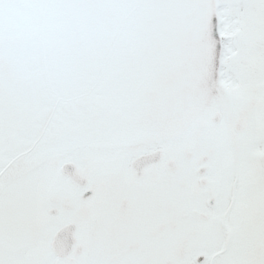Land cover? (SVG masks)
<instances>
[{
  "label": "snow or ice",
  "instance_id": "snow-or-ice-1",
  "mask_svg": "<svg viewBox=\"0 0 264 264\" xmlns=\"http://www.w3.org/2000/svg\"><path fill=\"white\" fill-rule=\"evenodd\" d=\"M0 264H264V0H0Z\"/></svg>",
  "mask_w": 264,
  "mask_h": 264
}]
</instances>
